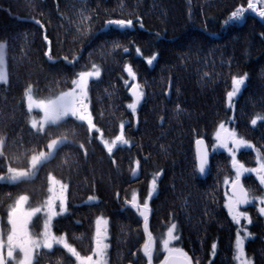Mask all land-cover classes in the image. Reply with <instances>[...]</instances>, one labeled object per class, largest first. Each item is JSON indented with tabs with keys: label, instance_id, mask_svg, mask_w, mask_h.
<instances>
[{
	"label": "trees",
	"instance_id": "obj_1",
	"mask_svg": "<svg viewBox=\"0 0 264 264\" xmlns=\"http://www.w3.org/2000/svg\"><path fill=\"white\" fill-rule=\"evenodd\" d=\"M248 3L0 0V43L5 45L8 74L7 83L0 85V175H7L9 167L27 171L32 155L47 152L51 139L67 137L33 176L0 183L1 226L8 230L7 211L19 195L29 197L28 207L43 203L51 174L68 185L66 213L53 222L56 236L89 252L99 217L108 224V264H147L141 253L143 221L128 203L135 193L142 204L155 177L157 191L149 201L148 216L153 236L161 237L175 224L174 247L186 252L192 264H235L238 227L224 206L223 181L234 175L230 157L225 152L211 154L203 180L194 149L197 139L211 148L218 126L228 123L264 155V119L251 123L264 116V18L256 9L239 21L229 20L234 10L247 9ZM110 19L132 20L133 25L105 27ZM152 56L156 59L149 65ZM93 64L101 73L88 86L93 123L102 138L111 141L125 122L123 132L129 141L111 155L75 118L45 125L43 132L32 129L31 117L40 119V114L29 113L25 102L29 85L36 99L54 97L71 89L78 73L91 71ZM125 65L132 68L135 80ZM241 76L246 77L244 88L231 109L227 93L233 77ZM132 84H139L144 93L135 116L127 108ZM240 152L238 160L253 167L255 154ZM251 178L242 183L258 192ZM245 211L251 218L247 228L254 234L245 247L247 255L254 264H264L263 219L254 206ZM155 250L153 264H161L159 239ZM37 258L34 264L72 263L61 247L42 250Z\"/></svg>",
	"mask_w": 264,
	"mask_h": 264
},
{
	"label": "snow or ice",
	"instance_id": "obj_2",
	"mask_svg": "<svg viewBox=\"0 0 264 264\" xmlns=\"http://www.w3.org/2000/svg\"><path fill=\"white\" fill-rule=\"evenodd\" d=\"M264 3V0H260ZM256 11V5L249 0L247 9L244 7H238L234 10L229 20L239 21L242 19L243 14L248 10ZM259 16L264 18V9L259 11ZM35 23L41 24L40 20H36ZM133 25L132 20L124 19H110L105 22V27L115 26L119 29L130 28ZM45 39H47L45 37ZM4 48L5 45L0 43V82L7 83L8 74L4 65ZM139 51V50H137ZM48 55V53H46ZM156 59L152 56L147 60L149 65ZM125 72L133 80L136 78V74L133 72L129 65H125ZM100 68L93 64L91 71H81L78 73V78L72 80L73 87L68 91H62L54 97L46 98H34L32 86L25 91V102L29 113L33 109H37L43 113L42 119L37 122L35 119L32 121V127L39 132L45 131V125H60L62 121H65L68 117H73L78 121L86 122L88 131L91 134L93 131L99 132L100 129L95 126L91 113L88 111L87 106V89L90 79L99 78ZM246 77H233L232 89L227 93L228 107H232V98L235 97L241 90V87L245 83ZM127 84V81L125 82ZM133 97L131 103L127 104V108L131 110L133 116L136 115L138 105L143 98V89L139 84H132L129 90ZM257 119H264V116L254 118L252 125L257 124ZM125 122H121L120 134L116 135L111 141L105 140L102 137H98L107 153L111 155L114 148L119 145H127L129 141L124 136ZM215 147L226 150L231 157V167L234 170V177L225 178L223 184L228 186L229 191L225 193V208L228 210L232 221L240 225L241 221H247L251 223L250 217L246 211H241L240 207L249 205L254 202H259L260 207L258 212L264 216V194L257 196L250 189H247L242 183V177L245 174H255L260 186L264 187V155L260 150L255 148L254 145L243 137H240L236 130L226 128L224 123L218 126L217 131L214 134ZM67 142V137H61L59 139H51L47 144V152L40 151L38 155H32L30 159V168L25 170H17L9 167L7 169V175H0V183L7 182L10 184L17 183L23 179L30 178L35 174V170L50 159L59 145ZM196 144L198 146L197 159L198 169L201 174L206 170V166L209 163V152L206 148H203L204 140L197 139ZM3 145V138L0 137V146ZM231 145V146H230ZM84 147L83 144L80 145ZM241 148L252 149L257 153L256 163L257 167H246L244 163L237 159V152ZM0 155H3L0 152ZM115 163V161H113ZM139 163L138 161L136 162ZM133 176L136 175V170L132 171ZM159 175L158 173L156 174ZM49 187L47 189L49 195L43 201L40 206L31 207L25 211L24 206L27 204L29 197L27 195H19L14 203L9 205L7 211V224L10 226L5 232L3 227H0V264H34V252L37 249L45 248L52 249L55 245H62L72 256L76 258L79 264H107V249L109 247L107 240V221L102 218L96 220V230L94 234V247L92 249V255L81 257L75 248H73L61 235L57 237L52 232V222L54 217L63 214L66 211V191L68 185L56 180L51 174L48 176ZM57 185L59 188L57 189ZM157 179L154 177L150 183L149 197L156 191ZM230 193V194H229ZM92 199L91 197L89 198ZM59 204V212L56 211V204ZM127 202V201H126ZM131 206L135 208L141 217L144 219V232L145 242L142 245V252L144 257L147 258V264H153L155 250V242L157 239L162 244L163 251L167 253L161 264H192L191 258L181 248L173 247L172 242L178 239L175 235L177 226L171 224L166 233L161 237H154L148 228V215L149 209L148 199L143 201L140 205L137 202V196L135 193L132 195ZM44 212L45 220L43 224V231L36 237L35 233L30 231L29 225L33 221V217H36L38 213ZM2 224V222H0ZM103 225V227L101 226ZM243 232V235H241ZM249 233L245 229H239L235 239L234 245V260L238 261V264H251V260L245 255V242L249 238ZM6 236V240H5ZM22 254L20 257L17 254ZM216 244L212 245V253L215 254ZM133 255H136L133 253ZM95 257V258H94Z\"/></svg>",
	"mask_w": 264,
	"mask_h": 264
},
{
	"label": "rangeland",
	"instance_id": "obj_3",
	"mask_svg": "<svg viewBox=\"0 0 264 264\" xmlns=\"http://www.w3.org/2000/svg\"><path fill=\"white\" fill-rule=\"evenodd\" d=\"M252 2L256 5V9H257V11H261L262 9H264V3H261L260 0H252ZM249 10H250V9H249ZM250 11H252V10H250ZM4 65H5V54H4ZM5 70H6V65H5ZM77 78H78V77H77ZM77 78H76V79H77ZM94 79H97V78H94ZM90 81H93V79H90L89 82H90ZM1 84H5V83L0 82V85H1ZM88 86H89V84H88ZM72 87H73V86H72ZM243 88H244V87L242 86L240 92H239L235 97L232 98V106L234 105V101L237 99V96L241 93V91H242ZM69 90H70V89H69ZM128 90H129V89H128ZM67 91H68V90H67ZM87 106H88V111L90 112V107H91V105L89 104V94H88V89H87ZM139 106H140V105H139ZM231 109H232V107H231ZM137 110H138V108H137ZM32 112H38V113L40 114V117H39L40 119H37V118L31 117L32 119H31V122H30V127H31L32 129H34V128L32 127V121H33V119H35L37 122H39V121L42 119V117H43V113H42L41 111L37 110V109H33ZM91 116H92V115H91ZM68 118H73V117H68ZM73 119H74V118H73ZM92 119H93V118H92ZM77 121H78V120H77ZM78 122H79V123H82V124H84V125L87 126V123H86V122H81V121H78ZM224 126H225L226 128H229L228 123H225ZM96 127H97V126H96ZM229 129H230V128H229ZM35 130H37V129H35ZM92 133L95 134L96 137H102L101 134H100V131H99V132H95V131H93ZM99 141H100V139H99ZM204 141H205V140H204ZM100 142H101V141H100ZM206 144H207V142H206ZM118 146H125V145H119V144H118L115 148H117ZM230 146H231V145H230ZM115 148H114V149H115ZM207 148H208V152L210 153V157H211V154H213V153H215V152H225V153H227V155H229V153H228L226 150L215 147V137H213V141H212V144H211V148L208 147V144H207ZM240 151H243V152L251 151V152H253V153L255 154L256 157H255V159H254L253 161H251V162L254 163V166H253V167H257V163H256L257 153H256L255 151H253L252 149H248V148H241V149L237 152V156H238L239 153H241ZM229 157H230V155H229ZM237 159H238V158H237ZM230 161H231V157H230ZM209 164H210V163H209ZM29 168H30V167H29ZM209 168H210V167H209ZM135 170H136V169H135ZM25 171H26V170H25ZM136 172H137V170H136ZM232 173L235 175L234 170H232ZM234 175H233L232 177H234ZM249 176L252 177V178H251V183H255L256 188L259 189L258 192H253V193L256 194L257 196H259V195H261V194H264V187L260 186L259 181L257 180L255 174H245V175L242 177V180H243L244 178L249 177ZM21 181H22V180H21ZM47 182H48V179H47ZM60 182H61V181H60ZM242 182H243V181H242ZM61 183H62V182H61ZM150 183H151V182H150ZM250 186H251V184H249V185L247 184V185H246V188L249 189ZM48 187H49V182H48V184H47L46 191H45V193H46V195H45V199H46L47 196L49 195V193H48V191H47ZM56 187H57V189H58V188H59V185H57ZM224 187H225V189H224V190H225V191H224V196H225V193L228 192L229 188H228V186H226V185H225ZM148 188H149V191H150V184H149ZM156 191H157V188H156ZM156 191L152 194L151 197H149V195H147L146 199H148V203H149V201L151 200V198H153V196L155 195ZM259 192H260V193H259ZM148 193H149V192H148ZM66 196H67V191H66ZM136 196H137V195H136ZM45 199H44V200H45ZM131 199H132V196H131ZM131 199H130V200H131ZM44 200H43V201H44ZM137 202H138L140 205L143 204V203L141 204V201H140V199H138V196H137ZM225 202H226V200H225ZM128 206H129L131 209L135 210L136 213H137V215H138V217L141 219V221H143V228H142V230H143V232H144V219H143V217H141V216L139 215V212H138L135 208H133V207L131 206V201L128 203ZM251 206L256 207V213H258V215L263 219V224H262V225L264 226V216L260 215L259 212H258V208L260 207V204H259L258 201H257V202H254V203H252V204H249L248 207H244V208H241V207H240V210H241V211H245L246 209L250 208ZM30 208H31V207H28V205L25 204V206H24V210H25V211L29 210ZM56 211L59 212V204H58V202H57V204H56ZM227 211H228V210H227ZM65 213H66V211H65L63 214L54 217L53 222H54L58 217L65 215ZM149 213H150V210L148 209V211H147V215H148V216H149ZM228 214H229V212H228ZM6 216H7V215H6ZM230 217H231V216H230ZM249 217H250V216H249ZM44 220H45V214H44V212L42 211L41 213H38L36 217H33V221H32V222L30 223V225H29L30 231H31L32 233H35V234H36V237H39V234L43 231ZM250 220H251V218H250ZM6 221H7V220H6ZM53 222H52V232H53V234H54V226H53ZM234 224H235V223H234ZM235 225H236V227H238V230H239V229H245V230L250 234V235H249V238L246 239V242H245V247H246L247 243L250 242V241H252V239L254 238V234H252V233L249 231V229L247 228V226L251 225V223H248L247 221H243V220H242L240 225H237V224H235ZM101 226L103 227V225H101ZM0 227H2L1 224H0ZM8 227H9V225H8ZM4 228H5V227H3V229H4ZM107 228H108V224H107ZM167 228H168V227H167ZM167 228H165V233H166V231H167ZM95 230H96V228H95ZM238 230H237V232H238ZM4 231L6 232L7 229H6V230L4 229ZM237 232H236V235H235V239H236V236H237ZM93 234H95V231H94ZM54 235H55V234H54ZM175 235L177 236V233H176V232H175ZM241 235H243V232H241ZM59 236H61V235H57V237H59ZM145 239H146V237H145ZM5 240H6V236H5ZM108 240H109V235H108V233H107V240H106L105 242L108 243ZM144 242H145V241H144ZM175 242H176V240L172 242V245H171V246L174 247V243H175ZM108 245H109V244H108ZM234 245H235V240H234ZM234 245H233V249H234ZM55 247H61V249L64 250L65 254H66L69 258H71V261H72L71 264H79V262L76 260V258H75L74 256H72L70 253H68L67 250L64 249L62 245H55V244H54V246H53L52 249H45V248H42V247H41L40 249L35 250V252H34V263L38 261L37 256H39V253H40L42 250L52 251V250L55 249ZM72 247H73V246H72ZM93 247H94V240L91 242V247H90V251H89V252H88V251H84V253H83L82 250L78 251L76 248H75V249H76L77 252L81 255V257H85V256H88V255H92V254H93V253H92V249H93ZM73 248H74V247H73ZM161 248H162V244H161ZM85 249H86V248H85ZM85 249H84V250H85ZM108 250H109V247H108L107 251H108ZM162 252L164 253V257H165V255H167V253L163 251V248H162ZM141 253L143 254L142 250H141ZM17 254H18L20 257H22V254L18 253V250H17ZM245 255H246L247 258H249V259L251 260V264H254V260L251 259V258L247 255L246 249H245ZM143 256H144V255H143ZM94 258H95V257H94ZM144 258H146V257H144ZM163 259H164V258H163ZM146 260H147V258H146ZM233 260H234V254H233ZM108 261H109V258H108V255H107V264H108ZM162 261H163V260H162ZM234 261H235V264H238V261H236V260H234Z\"/></svg>",
	"mask_w": 264,
	"mask_h": 264
},
{
	"label": "water",
	"instance_id": "obj_4",
	"mask_svg": "<svg viewBox=\"0 0 264 264\" xmlns=\"http://www.w3.org/2000/svg\"><path fill=\"white\" fill-rule=\"evenodd\" d=\"M131 89V87L129 88V90ZM128 90V92H129V95H130V97H131V99L133 100V97H132V95H131V92ZM141 104V103H140ZM139 104V105H140ZM139 105H138V107H139ZM203 148H206L207 149V151H208V148H207V144H206V142L204 141V145H203ZM197 152H198V146H197V144H196V141H195V149H194V154H195V164L197 165V173H198V175L200 176V178L201 179H206V177L208 176L207 174H208V171H209V167H210V153H209V163H208V165L206 166V170H205V172L203 173V174H201L200 172H199V169H198V159H197ZM229 191V190H228ZM230 194V193H229ZM249 205H244V206H241V208H244V207H248ZM10 227V226H9Z\"/></svg>",
	"mask_w": 264,
	"mask_h": 264
}]
</instances>
